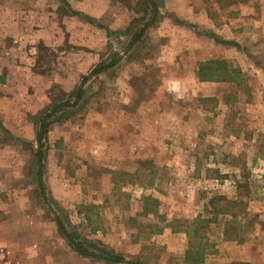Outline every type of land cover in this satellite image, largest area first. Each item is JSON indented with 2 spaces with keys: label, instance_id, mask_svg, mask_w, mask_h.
I'll return each mask as SVG.
<instances>
[{
  "label": "rangeland",
  "instance_id": "obj_1",
  "mask_svg": "<svg viewBox=\"0 0 264 264\" xmlns=\"http://www.w3.org/2000/svg\"><path fill=\"white\" fill-rule=\"evenodd\" d=\"M153 1L152 23L140 0H86L81 16L63 3L65 41L35 45L20 125L0 86V264H108L76 253L58 221L89 251L140 264H264V0ZM212 61L240 79L200 81ZM213 201L235 215L190 238Z\"/></svg>",
  "mask_w": 264,
  "mask_h": 264
},
{
  "label": "crops",
  "instance_id": "obj_2",
  "mask_svg": "<svg viewBox=\"0 0 264 264\" xmlns=\"http://www.w3.org/2000/svg\"><path fill=\"white\" fill-rule=\"evenodd\" d=\"M85 1L82 0L80 3L79 0H6L3 5L1 4L0 40L10 42L11 46L8 47L7 44L0 46V86L12 89V92L9 91L4 95L12 101L13 119L18 120L19 125L26 117L23 107L26 102H21L22 94L17 91L26 89L29 94L28 88L30 90L35 85L28 75L31 70L28 66L29 60L36 54L35 45L42 43L48 48L62 45L65 39L57 27V9L66 3L74 11L86 14L88 7L84 5ZM182 2L186 8L191 9L190 0H182ZM14 53H20L25 57H21V60L13 59ZM1 118L4 121L3 127L15 136H19L21 128L18 129L14 124L10 125V119L5 113H1Z\"/></svg>",
  "mask_w": 264,
  "mask_h": 264
},
{
  "label": "trees",
  "instance_id": "obj_3",
  "mask_svg": "<svg viewBox=\"0 0 264 264\" xmlns=\"http://www.w3.org/2000/svg\"><path fill=\"white\" fill-rule=\"evenodd\" d=\"M235 3L231 2L230 5H234ZM140 5L142 7H151V13H152V17L150 19L151 23L154 22L158 16V6L157 3L153 0H140ZM139 5V6H140ZM77 15L81 16V14L76 13ZM149 24H145L143 26V28L148 27ZM143 30L142 32L133 38V40L131 41V43L128 46V49L133 48L136 45H139L142 42V36H143ZM114 64H111V66H113ZM111 66H107L106 68H104L103 66L98 68L97 70H94L91 75H97L101 72H103L105 69L110 68ZM212 71V72H210ZM240 73L239 70H232V71H227V68L225 66L224 62L221 61H212V62H207L205 64H203L200 67V71H199V78L200 81L202 82H217V81H231L233 80L231 78L232 74H235L236 76V81H238L240 78V76L238 75ZM89 77H85L81 83V87H79L74 94L71 96L73 98V102H64V103H58V102H52V107L51 110L49 112V114H47L43 121H42V125H41V136L43 135V133H46L47 129H48V125L47 124V119H50L52 116H55L58 112L66 110L68 108L74 109L79 105V102L82 100L83 98V87L85 82L88 80ZM58 103V104H56ZM149 200V199H148ZM229 202H226L227 206L224 209H220V208H216L217 205L215 204V202H212V219H208L203 217L202 215H198L196 217V219L189 223V227H190V232L187 231L188 236L190 238L192 237H197L198 239H204V237L201 235L203 234V232L208 229L209 225L212 223V221L215 220V218L217 216H221V215H227L232 213L233 215H235L232 211V209L234 207L229 206L228 204ZM148 211V210H145ZM207 211H208V207H207ZM58 225L60 228V231H62L66 236L67 239L70 242V245L72 246L73 250L78 253L79 255L85 257V258H95L98 260H102L105 261L108 264H140L138 261H133V260H127L126 257H124L123 255H116V254H112L108 251H101L100 254L89 251L87 248H85L83 245L79 244L78 242H76V240L74 239V232H66L63 225L58 221ZM201 233V234H200ZM201 239V240H202ZM189 257L188 260L191 259L192 253H189ZM204 251H201L198 253V260L200 262H203L204 260Z\"/></svg>",
  "mask_w": 264,
  "mask_h": 264
}]
</instances>
